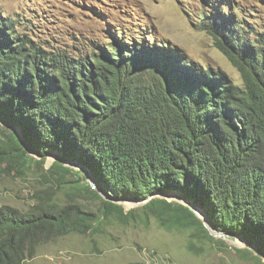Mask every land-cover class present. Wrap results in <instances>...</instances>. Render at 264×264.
<instances>
[{"label": "trees", "instance_id": "16d2710c", "mask_svg": "<svg viewBox=\"0 0 264 264\" xmlns=\"http://www.w3.org/2000/svg\"><path fill=\"white\" fill-rule=\"evenodd\" d=\"M200 13L197 28L237 68L242 85L138 32L110 33L87 54L52 51L17 33L0 12V120L20 128L36 155L10 131L0 138L4 170L43 169L55 154L87 167L118 198L149 199L146 214L164 227L198 225L210 236L187 206L152 198L179 194L218 231L264 255V30L253 39L236 15ZM71 172L57 161L46 174L62 189ZM53 186L36 194L29 211L0 206V264H23L40 245L90 228L94 218L76 203L55 202ZM80 189L90 190L85 182ZM93 193L104 213L122 211Z\"/></svg>", "mask_w": 264, "mask_h": 264}, {"label": "rangeland", "instance_id": "374dc122", "mask_svg": "<svg viewBox=\"0 0 264 264\" xmlns=\"http://www.w3.org/2000/svg\"><path fill=\"white\" fill-rule=\"evenodd\" d=\"M205 9L236 15L253 32V39L264 30V0H0L1 14L16 22L17 33L28 34L52 51L87 54L92 42L111 40L110 33L121 38V32L134 37L138 32L150 45L179 49L190 61L224 72L240 86V72L216 48L214 39L196 26ZM10 131L2 122L0 138L6 140ZM58 157L50 154L43 169L31 163L23 173L9 172L0 164V206L29 211L37 204L36 194L54 185L46 172ZM70 168L63 188L53 186L54 199L58 204L76 203L94 218L90 228L40 245L23 264H264V255L235 236L216 228L220 235L207 230L209 236L198 225L168 229L146 214L148 199L118 198L78 166ZM83 182L89 191L80 189ZM93 192L115 202L123 213L118 209L104 213L102 200ZM165 199L180 203L174 197Z\"/></svg>", "mask_w": 264, "mask_h": 264}, {"label": "water", "instance_id": "95a60500", "mask_svg": "<svg viewBox=\"0 0 264 264\" xmlns=\"http://www.w3.org/2000/svg\"><path fill=\"white\" fill-rule=\"evenodd\" d=\"M2 122L4 123L5 126L9 127L10 130L17 136L21 146L27 151V154H29L30 156H36L35 153L33 152V150L31 149V147L29 146V143L26 140L24 132L20 128L14 126V125L7 124L6 122L0 120L1 124H2ZM58 158H59L60 162H62L63 164L69 165V167H70V165L78 166L86 174L88 179L89 178H90V180L93 179V176H92L91 172L89 171V169L87 167H85L83 165L76 164L74 162H69V161L63 160L60 157H58ZM155 196H161V197H164V198H168V197L176 198L177 200H179V202L181 204L187 206L195 214V216L203 223L205 228L213 236L217 237V236L220 235V233L215 229V227L212 224V222L206 216L205 212L201 208H199L197 205H195L192 201L182 197L179 194H175V193H162V194L153 195L152 197H155ZM235 237L239 238L240 240H243L247 244V246L253 248L254 250H257V248L253 244H251L248 241H246L243 237H241V236H235Z\"/></svg>", "mask_w": 264, "mask_h": 264}]
</instances>
